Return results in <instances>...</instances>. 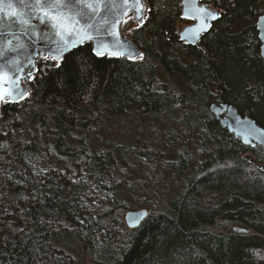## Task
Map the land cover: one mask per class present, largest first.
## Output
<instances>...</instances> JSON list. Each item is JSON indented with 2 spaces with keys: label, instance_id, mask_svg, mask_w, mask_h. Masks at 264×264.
Masks as SVG:
<instances>
[{
  "label": "trees",
  "instance_id": "1",
  "mask_svg": "<svg viewBox=\"0 0 264 264\" xmlns=\"http://www.w3.org/2000/svg\"><path fill=\"white\" fill-rule=\"evenodd\" d=\"M205 2L222 15L200 47L177 36L187 22L180 0H147L144 25L122 26L142 59L96 57L85 44L60 65L41 59L29 97L2 105L0 264H264V172L243 159L251 151L264 162V150L243 145L209 111L221 96L264 129L255 26L264 0ZM134 107L172 123L179 109L178 123L197 135L194 156L172 161L185 181L177 197L146 205L116 171L127 162L119 148L94 149L90 134ZM139 152L158 151L122 149ZM133 206L148 215L128 228ZM231 223L245 231L219 232Z\"/></svg>",
  "mask_w": 264,
  "mask_h": 264
},
{
  "label": "water",
  "instance_id": "2",
  "mask_svg": "<svg viewBox=\"0 0 264 264\" xmlns=\"http://www.w3.org/2000/svg\"><path fill=\"white\" fill-rule=\"evenodd\" d=\"M50 2L51 0H42L45 8ZM89 2L99 3L100 11L95 14L96 25H99V28L96 26L88 28L87 17L75 16V12L80 11L82 8L81 5L77 4L76 0H63V3L69 7L65 8L62 6L59 9L60 13L66 17L75 16V19L79 21L75 26L76 29L83 28L87 35L93 37L91 41H88L86 35L81 39L80 36L73 35L68 37L65 34V39H69L70 43L73 39L78 41L69 52L89 44L94 55V49H100L104 53L100 56L95 55L96 57L125 58L128 61L141 59L135 56L132 58L128 57V45L135 52L140 53L142 57L144 52L137 47L130 37L124 35L122 26L127 20L132 19L136 27H142L146 20L147 10L143 12L144 21L140 23L136 18L139 14L133 11L132 0H129L128 4H124L123 0H89ZM143 4L148 8L147 0H143ZM179 4L181 19H184L186 13L196 12L197 7L214 10L220 14L219 18L222 15L220 8L211 6L205 0H194V2L180 0ZM49 11L53 15L56 14L54 9H49ZM83 11L92 15L90 9L83 8ZM197 15L202 14L197 13ZM105 19L108 23H103ZM217 20L205 21L201 19L199 22L187 20L190 21L187 24L179 23L176 26L177 36L184 45L200 47L202 37L210 31L213 23ZM61 22H64L66 27H69L66 21ZM204 22H207L210 27L201 36L198 44L181 38L182 29L193 28L198 23ZM55 23L56 21L51 19L42 18V11L36 7V0H0V74L4 75L2 87L8 91H13L17 87L27 89V96L24 99H19L16 95H12L0 100V111L5 103L19 104L29 97L31 94V83L38 71V63L41 59L51 60L56 65H60L63 61L61 59H51L54 55L52 50L55 47L52 40H59V37L55 35L59 29L53 27ZM255 26L260 41V56L264 66V10L257 17ZM81 35L84 34L82 33ZM116 41L121 42L118 47H114ZM124 41L127 42V45L123 44ZM69 52L65 53L64 57ZM113 52L116 54L113 55ZM12 62L16 63L13 65ZM29 76L32 78L30 79ZM216 93L220 95V90L216 89ZM209 111L219 121L221 126L226 128L243 145L249 148L259 146L264 150V129L254 119L249 116H242L233 105L226 103L221 96L218 103L209 105ZM243 159L264 172V162L257 161L251 151L245 153ZM147 215V209L127 210L123 220L128 228H136ZM232 229L235 232L245 231V229L238 226H233Z\"/></svg>",
  "mask_w": 264,
  "mask_h": 264
},
{
  "label": "rangeland",
  "instance_id": "3",
  "mask_svg": "<svg viewBox=\"0 0 264 264\" xmlns=\"http://www.w3.org/2000/svg\"><path fill=\"white\" fill-rule=\"evenodd\" d=\"M171 80L175 84H180V79L176 76H173ZM179 112V109L173 111L176 119L172 123L157 116L142 117L141 111L134 107L125 114L109 118L103 126L96 128L90 134L97 152L119 148V160L125 159L127 162L119 163L118 161L116 171L127 179L129 184L139 186L134 195L141 198L146 205L154 198L161 196L177 197L185 186L183 177L174 170L172 161L180 157V154L194 156L192 144L195 143L197 135L189 133L183 125L178 123ZM171 130L176 133L175 140L170 137ZM126 147L136 150L146 148L158 152L148 153L150 157L140 152L125 155L122 149ZM139 208L148 209V206L132 207V209ZM229 226L222 224L219 232L226 234L230 230L233 231L232 227L235 224L231 223Z\"/></svg>",
  "mask_w": 264,
  "mask_h": 264
},
{
  "label": "snow or ice",
  "instance_id": "4",
  "mask_svg": "<svg viewBox=\"0 0 264 264\" xmlns=\"http://www.w3.org/2000/svg\"><path fill=\"white\" fill-rule=\"evenodd\" d=\"M78 5H81L82 8L80 11L75 12V16H81V17H87L88 23L87 27L88 28H93L96 26L99 28V25H96L95 21V14L100 11L99 3H92L89 2V0H76ZM124 4H128L129 0H123ZM189 2H194V0H189ZM133 3V11L135 13H138L137 15V21L142 23L144 21V16L143 12L145 10L151 11L150 8H147L143 4V0H132ZM69 7L67 4L63 3V0H51L50 3L47 4L46 8L45 5L42 3V0H36V7L38 10L42 11V18L44 19H51L53 21H56V23L53 25V27L59 29L55 35L59 37V40H52V43L55 45L53 48L54 55L51 57V59L56 60V59H64V54L69 52L71 48L75 47V45L78 43L75 39L69 42V39H65V34L68 37H72L73 35L80 36L81 39L84 38V36H87V40L91 41L93 37L91 35H87V33L84 32V29H76V25L79 23L78 20L75 19V16L73 17H66L62 13H60L59 9L61 7ZM83 8H87L91 10L92 15H89L87 12L83 11ZM49 9H54L56 10V14L53 15L49 11ZM197 13H200L202 15H197ZM219 13L215 12L214 10L210 9H204V8H196V12L194 13H186L184 15V19L186 20H194L199 22L201 19H204L205 21L207 20H217L219 18ZM61 21H66L69 27H66V24ZM103 23H108V21L105 19ZM210 25L207 22L204 23H198L196 27L193 28H184L182 29V39H186L189 42H195L199 43V40L201 36L208 31ZM84 35H81V34ZM120 41H116L114 44V47H118L120 45ZM123 44L127 45V42L124 41ZM128 47V52L127 55L129 58H132L133 56L143 58L140 53L135 52L134 49L131 48L130 45ZM95 55L100 56L104 54L100 49H94L93 50ZM113 55L116 53L113 52ZM13 65L16 62H12ZM31 79L32 77L29 76ZM4 82V75L0 74V100H3L6 98V96H12L16 95L19 99H24L27 96V89L26 88H15L13 91H8L5 90L2 87V84ZM140 219V218H137Z\"/></svg>",
  "mask_w": 264,
  "mask_h": 264
},
{
  "label": "bare ground",
  "instance_id": "5",
  "mask_svg": "<svg viewBox=\"0 0 264 264\" xmlns=\"http://www.w3.org/2000/svg\"><path fill=\"white\" fill-rule=\"evenodd\" d=\"M141 209H145V208H141ZM134 210H137V209H134ZM125 214V213H124ZM124 216V215H123ZM123 222H124V220H123ZM124 224H125V222H124ZM126 225V224H125ZM241 228V227H240ZM233 230V229H232ZM233 232H235V231H233Z\"/></svg>",
  "mask_w": 264,
  "mask_h": 264
},
{
  "label": "flooded vegetation",
  "instance_id": "6",
  "mask_svg": "<svg viewBox=\"0 0 264 264\" xmlns=\"http://www.w3.org/2000/svg\"><path fill=\"white\" fill-rule=\"evenodd\" d=\"M257 21V20H256ZM186 23H189L188 21ZM256 23V22H255Z\"/></svg>",
  "mask_w": 264,
  "mask_h": 264
}]
</instances>
